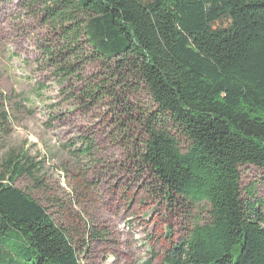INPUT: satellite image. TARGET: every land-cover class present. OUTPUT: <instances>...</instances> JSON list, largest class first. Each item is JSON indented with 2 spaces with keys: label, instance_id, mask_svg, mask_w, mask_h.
I'll list each match as a JSON object with an SVG mask.
<instances>
[{
  "label": "trees",
  "instance_id": "obj_1",
  "mask_svg": "<svg viewBox=\"0 0 264 264\" xmlns=\"http://www.w3.org/2000/svg\"><path fill=\"white\" fill-rule=\"evenodd\" d=\"M31 6L49 29L38 47L43 63L58 84L82 87L73 98L79 104L106 98L118 105L125 91L118 85L143 86L152 110L135 122L131 111L115 120L130 159L167 201L184 210L205 207V222L169 242L160 264H264V201L256 185L242 188L240 174L244 167L264 171V0ZM94 63L104 73L90 79L86 67ZM4 106L0 99L3 138ZM132 124L142 135L137 143H130ZM82 145L89 155L93 142L84 138ZM39 165L14 151L0 162V264H80L69 231L15 187L22 176L38 184Z\"/></svg>",
  "mask_w": 264,
  "mask_h": 264
},
{
  "label": "rangeland",
  "instance_id": "obj_2",
  "mask_svg": "<svg viewBox=\"0 0 264 264\" xmlns=\"http://www.w3.org/2000/svg\"><path fill=\"white\" fill-rule=\"evenodd\" d=\"M48 35L31 0H0V99L9 116L0 162L14 151L40 163L38 184L22 176L15 187L69 231L80 264H146L152 254L151 264H160L169 242L205 222V207L184 210L167 201L150 173L130 159L115 120L131 111L135 122L152 110L143 86L118 85L125 88L118 105L105 98L82 106L73 99L82 87L58 84L43 63L38 47ZM103 73L96 63L86 67L90 79ZM128 128L130 143L142 139L137 125ZM84 138L93 142L89 155L82 152ZM240 174L242 188L256 185L264 201V171L244 167Z\"/></svg>",
  "mask_w": 264,
  "mask_h": 264
}]
</instances>
